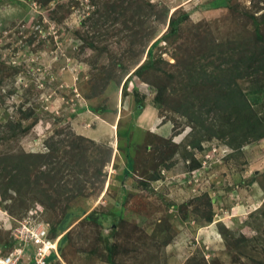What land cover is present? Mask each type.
<instances>
[{
	"label": "rangeland",
	"instance_id": "374dc122",
	"mask_svg": "<svg viewBox=\"0 0 264 264\" xmlns=\"http://www.w3.org/2000/svg\"><path fill=\"white\" fill-rule=\"evenodd\" d=\"M212 2L0 0V257L264 264V0Z\"/></svg>",
	"mask_w": 264,
	"mask_h": 264
},
{
	"label": "built area",
	"instance_id": "2783aa9c",
	"mask_svg": "<svg viewBox=\"0 0 264 264\" xmlns=\"http://www.w3.org/2000/svg\"><path fill=\"white\" fill-rule=\"evenodd\" d=\"M13 229V246L0 257V264H66L60 255L61 234L53 236L50 224L27 216Z\"/></svg>",
	"mask_w": 264,
	"mask_h": 264
},
{
	"label": "trees",
	"instance_id": "16d2710c",
	"mask_svg": "<svg viewBox=\"0 0 264 264\" xmlns=\"http://www.w3.org/2000/svg\"><path fill=\"white\" fill-rule=\"evenodd\" d=\"M223 1H224V0H213L212 4L209 3V4L207 5V7H208V8H212V7H214V8H215V7H217L216 2H223ZM185 18H187V15H186V14L181 15V16H179V17H177V18L172 19V20L169 22V28H170L169 34H173V33L178 29L179 25L185 20ZM164 37H166V36H164ZM253 53H255V52H253ZM254 55H258L260 58L264 59V49H263L262 52L255 53ZM246 60H247V61H246ZM257 61H258V60H257ZM244 62H246V64H247V63H250V65H251V66L253 67V69H254V66H255V63H256L254 56H252V57H248L247 59L243 60V63H244ZM146 67H147V64H142V65H140L139 67H137V68L133 71L132 74L139 75V74H140V73H141ZM132 74H131V75H132ZM227 85H229V84H227ZM240 94H241V92H240ZM241 99H242V100H241V105H242L241 107H243V106H247L246 103L243 104V102H245V96H243ZM155 101H157V102L160 101L158 94L155 96ZM246 109H247V108H246ZM115 216H119V215L115 214ZM119 218H120V216H119ZM210 218H211V217H210ZM210 218H209V219H210ZM210 220H211V219H210ZM59 228L61 229V231L64 230V228H62V225H61ZM64 241H65V235H62L61 238H60V241H59V248H60V245H61Z\"/></svg>",
	"mask_w": 264,
	"mask_h": 264
},
{
	"label": "crops",
	"instance_id": "0c3cea01",
	"mask_svg": "<svg viewBox=\"0 0 264 264\" xmlns=\"http://www.w3.org/2000/svg\"><path fill=\"white\" fill-rule=\"evenodd\" d=\"M173 262L175 264H183V260H176V259H174Z\"/></svg>",
	"mask_w": 264,
	"mask_h": 264
}]
</instances>
